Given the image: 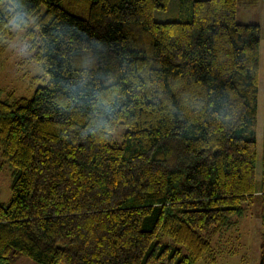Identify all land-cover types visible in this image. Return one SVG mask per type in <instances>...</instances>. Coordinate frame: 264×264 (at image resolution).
<instances>
[{
    "label": "trees",
    "instance_id": "16d2710c",
    "mask_svg": "<svg viewBox=\"0 0 264 264\" xmlns=\"http://www.w3.org/2000/svg\"><path fill=\"white\" fill-rule=\"evenodd\" d=\"M169 1L0 0V62L18 25L47 77L0 99V264H195L264 202L262 27L241 0L156 20Z\"/></svg>",
    "mask_w": 264,
    "mask_h": 264
},
{
    "label": "rangeland",
    "instance_id": "374dc122",
    "mask_svg": "<svg viewBox=\"0 0 264 264\" xmlns=\"http://www.w3.org/2000/svg\"><path fill=\"white\" fill-rule=\"evenodd\" d=\"M87 0H83V2ZM84 2V4H85ZM183 0H170L165 9H156L154 18L158 21H173L183 18ZM76 13V12H75ZM80 15L85 16V13ZM237 19L242 23H256L262 27L263 43L260 54V78L264 84V0H241L238 6ZM46 75L40 63L34 58L30 49V40L26 30L14 25L5 41L3 56L0 62V99L9 94L32 97L35 90L46 83ZM126 126L120 125L115 137L122 139ZM13 170L0 150V202L9 203L12 195L11 184ZM262 164L258 162L257 187H261ZM229 228L213 237V250L206 261L195 264H259L263 239L264 202L259 194L253 202L245 207L241 216L233 218ZM12 264H41L27 256L13 252L10 255Z\"/></svg>",
    "mask_w": 264,
    "mask_h": 264
}]
</instances>
